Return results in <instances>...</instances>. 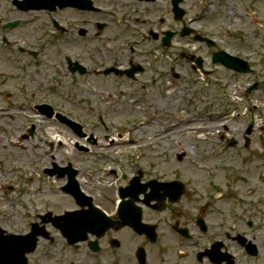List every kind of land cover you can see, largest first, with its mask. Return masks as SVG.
Returning a JSON list of instances; mask_svg holds the SVG:
<instances>
[{"label": "rangeland", "instance_id": "1", "mask_svg": "<svg viewBox=\"0 0 264 264\" xmlns=\"http://www.w3.org/2000/svg\"><path fill=\"white\" fill-rule=\"evenodd\" d=\"M162 1L161 5H156L150 1L129 0L125 10L139 19V25L134 26L128 20L124 23L122 21L119 28L116 26L118 23L114 24L99 39L101 45L108 42L111 48L120 47L113 45L115 42L125 43L115 54L120 57L122 65H126L130 58H134L135 63H142L145 70L138 76L139 81L95 72L101 63L95 66L92 60L100 58L101 62L108 64L112 61L111 51L104 50L105 54L95 55L97 41L92 37L79 45L77 29L70 34L56 32L54 35L49 28L46 38L42 39L44 33L41 27L36 29V33H30V27L21 28V39L35 36L36 58L17 50L12 52L5 44H2L4 47L0 45V70L4 71V75H0L2 227L9 231L26 232L29 222L36 220L39 215L49 212L62 214L75 207L73 199L61 190L67 183V176H50L45 173V168L54 162L50 150L51 139L59 135L69 139L70 144L60 148L55 145L54 152L61 150L58 153L61 155L56 159L57 164H67L63 151H69L74 165L81 170V186L96 194L109 212L113 206H109L107 201L113 202L114 197L107 195L111 189L104 180L121 183L120 176L116 177L121 170H126L131 176L143 164L157 166L152 170L154 174L162 172L168 178L177 173L188 174L199 187L205 188L210 187V178L216 180V177H212L216 176L212 171L220 170L223 165L225 172H221L222 176L216 181L224 185L226 191L231 182L236 181L247 196L252 199L259 197L260 206L264 207V90H255L253 95L245 94L255 80L263 79L259 80L256 75H252L235 81L227 70L217 69L205 75L199 69L193 70V64L187 56L192 53L195 56L204 54L203 49L198 50L199 44L193 35L176 37V45L186 44L190 40L196 44V48L192 44L187 45L186 49L163 45L161 36L155 39L140 35L138 28L181 29L182 23L174 19L166 1ZM205 1H184L191 9L186 19L197 15V23L204 30L206 28L223 39L231 48L254 52L264 45V27L254 23L251 18L255 8L250 6H255L258 0H237L246 12V16L239 18H235L216 1L218 6L208 10L205 17L198 20V16L203 14L200 11ZM259 9L262 11V6L259 5ZM111 19L118 18L115 16ZM106 36H109L108 41ZM136 42L139 44L135 45ZM131 45H134L135 51L131 50ZM65 54L92 57L86 61L88 71L83 75L68 71ZM49 59L51 66L45 62ZM205 68L208 69L206 62ZM172 69L184 70V77H174ZM6 71L14 78L9 77ZM191 72L195 74L188 78L187 74ZM31 80L34 82L31 83ZM5 89L11 91V94L6 96L2 92ZM44 101L57 104L68 112L69 117L80 122L87 137L108 144L113 139L115 141V138L119 139L110 147L111 156L99 155L101 153L98 150L105 148L102 143L90 146L93 151L88 152L75 148L73 141L78 139L84 143L86 140L76 137L65 124L55 118L49 119L33 110L34 103ZM254 103L259 107L254 108ZM101 118L106 122V128ZM211 119L212 122L227 121L232 127L231 131L201 132L200 129L192 131L186 127L187 123L196 125L210 122ZM49 125L57 126L53 138H48L46 133ZM120 133L124 136L122 139L117 137ZM248 137L250 145L246 147ZM130 139L136 142H130ZM232 140L237 141L233 147ZM149 142L155 145L146 146L145 143ZM180 142L189 153L178 146ZM137 149L141 152V158L137 157ZM175 154H184L185 161L177 164L172 160ZM192 159L212 169L201 168L200 172L192 166ZM109 168L116 170L117 175L110 174ZM261 220L263 222L264 216H261ZM263 262L264 258L260 264Z\"/></svg>", "mask_w": 264, "mask_h": 264}, {"label": "flooded vegetation", "instance_id": "2", "mask_svg": "<svg viewBox=\"0 0 264 264\" xmlns=\"http://www.w3.org/2000/svg\"><path fill=\"white\" fill-rule=\"evenodd\" d=\"M92 1L100 5L101 10L84 9L83 0L82 2L78 0L76 6H64L54 10H32L34 2L30 0H0V45L3 46L4 41H7L4 36L8 35L16 42L15 45L22 42L28 50L27 54L34 57L29 51L35 50L36 38L33 35L34 38L21 39L19 36L21 28L30 27L32 30L30 33H36V29L39 30L41 27L40 30L44 33L42 39L46 38L49 28L54 35L56 32L70 34L77 29L76 35L80 37L79 45H83L84 41L87 42L92 37L94 41H97L95 55L105 54L104 50L111 51V66L125 70V73L138 70L139 62L135 63L134 58H130L123 66L120 63V57L115 54L117 49L125 46V43L116 44L115 42L113 45L120 47L111 48L108 42L102 45V42H99L102 34L108 33L114 24L118 23L116 26L119 28L122 21L124 23L125 20L131 19V13H127L125 10L127 6L122 3L129 0ZM138 1L154 2L155 0ZM184 1L187 0H182L181 7L186 18L191 9L185 5ZM216 1L228 9L235 18L246 16V12L237 0H229V5H223L221 0H208L211 8L205 11L215 9L218 6ZM20 2H22L21 6ZM115 3L121 7L118 8ZM259 5L262 6V11ZM250 8H255V13L263 16L264 0L256 1L255 6L253 4ZM115 16L118 19H111ZM42 20L43 22L39 23ZM55 20L59 22L60 27L55 24ZM106 40H109V36H106ZM223 42L226 49L237 52L238 49L231 48L224 40ZM136 44L139 43L136 42ZM18 48L20 50L21 47ZM131 50H134V45H131ZM193 55L192 53L188 56L191 59ZM91 58L84 57L81 62ZM99 59L96 60L99 61ZM79 61L76 62L80 63ZM67 62V67L71 71L76 68L74 62L69 60ZM192 68L197 70L194 63ZM98 70L96 72L101 73L103 69ZM187 76L190 75L187 74ZM223 137L225 138V135ZM184 157L185 155L182 158ZM175 158L177 160L178 155H175ZM139 172L141 183L147 185V189L135 195L132 203L134 207L141 208L144 225L133 228L122 224L117 217H114L115 224L107 228L100 226L94 232L89 231L87 238L76 243L69 242L65 235L49 225L50 232L47 238L39 239L29 264H257L256 260H259L258 264H260L264 258V223L258 224L254 220L247 222L244 220V215L252 212L248 206L233 204V209L237 206L238 210L236 208V212H228L229 203L226 197H215L217 198L215 201L212 198L214 190L210 187H199L197 182L189 180L182 194L171 195L168 186H152L154 180L163 184L169 182L162 172L159 174L156 172L154 175L145 171ZM124 178L125 185H129L131 178L127 175ZM107 195L114 197L113 202H107L109 206L115 207L118 203V200H115L116 192L111 190ZM111 214L114 215L115 212ZM32 224L29 225L28 230ZM244 237L247 239L245 244L250 241L257 243L258 249L255 254L243 246Z\"/></svg>", "mask_w": 264, "mask_h": 264}, {"label": "water", "instance_id": "3", "mask_svg": "<svg viewBox=\"0 0 264 264\" xmlns=\"http://www.w3.org/2000/svg\"><path fill=\"white\" fill-rule=\"evenodd\" d=\"M132 192L129 189V194ZM127 193V194H128ZM126 208L123 207L120 211V216L126 218ZM105 218L103 213L97 209H90L88 211H76L72 213H67L65 216L57 218L55 224L61 226L59 222L60 219L65 221V224H76L78 222H87L91 219ZM127 223L136 225L135 219H131ZM36 235L32 233L26 237L20 236H3L0 231V264H26V253L33 250L35 246Z\"/></svg>", "mask_w": 264, "mask_h": 264}, {"label": "bare ground", "instance_id": "4", "mask_svg": "<svg viewBox=\"0 0 264 264\" xmlns=\"http://www.w3.org/2000/svg\"><path fill=\"white\" fill-rule=\"evenodd\" d=\"M143 128H146V127H143ZM57 131L56 128H53V125H49V128H48V133L54 135V133ZM32 140H30L31 142ZM101 143H104V142H101ZM179 146H183V143L181 144V142L179 143ZM189 147V146H187Z\"/></svg>", "mask_w": 264, "mask_h": 264}]
</instances>
